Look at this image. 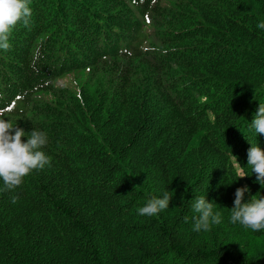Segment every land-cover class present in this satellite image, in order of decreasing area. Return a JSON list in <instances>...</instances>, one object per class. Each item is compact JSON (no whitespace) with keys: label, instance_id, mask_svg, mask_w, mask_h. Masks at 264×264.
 I'll return each instance as SVG.
<instances>
[{"label":"trees","instance_id":"trees-1","mask_svg":"<svg viewBox=\"0 0 264 264\" xmlns=\"http://www.w3.org/2000/svg\"><path fill=\"white\" fill-rule=\"evenodd\" d=\"M26 3L0 49V119L45 133L50 160L0 179V264H264L185 241L197 197L227 216L237 188L264 197L246 145L264 143V0Z\"/></svg>","mask_w":264,"mask_h":264},{"label":"clouds","instance_id":"clouds-1","mask_svg":"<svg viewBox=\"0 0 264 264\" xmlns=\"http://www.w3.org/2000/svg\"><path fill=\"white\" fill-rule=\"evenodd\" d=\"M30 16L31 10L26 0H0V49L7 50L10 47L9 30L21 20L27 25V18ZM258 27L264 28V23L259 24ZM251 124L259 135H264V104H260ZM25 135L23 129L13 127L11 122L0 119V179L3 180L6 189L19 186L22 179L32 170L42 169L49 163L50 158L40 150L47 143L46 134L33 130L28 134L27 142H23L22 137ZM247 155L248 167L256 174V182L264 184V150H261L258 144L251 145ZM237 174L239 179L248 176L238 162ZM246 193L250 194L247 186L236 189L230 222H239L254 231L264 229V197L258 193L248 202L242 203ZM15 200L16 197H13V203ZM171 200L169 192L165 191L163 198H151L138 210L139 214L156 215L161 210L167 209ZM213 206L214 203L207 202L205 196L197 197L192 202L193 211L198 214L193 217L194 231H207L210 223H220V213L214 214Z\"/></svg>","mask_w":264,"mask_h":264},{"label":"rangeland","instance_id":"rangeland-1","mask_svg":"<svg viewBox=\"0 0 264 264\" xmlns=\"http://www.w3.org/2000/svg\"><path fill=\"white\" fill-rule=\"evenodd\" d=\"M246 145L251 146L253 145V143L247 142ZM239 146H241V144H239ZM258 146L261 147V150H264V143ZM138 210L139 209L135 211L133 215L134 218L137 217V212L139 214ZM219 213H220V222L225 221V229L222 228L221 231L226 234L219 235L218 233L219 226L217 227V225L214 223H210V227L207 231L201 230L199 232L197 231L188 232L185 234V241H190L192 243L193 250L194 251L202 250V248L199 246V244L201 243H203L204 245L206 244L205 246L210 247L211 249L215 248L217 243H219L220 244L219 248L222 250L223 254L234 253V249L238 248V251L236 250V254L239 256V258H246V260L251 262H257L263 259L264 229H260L259 231H254L251 228L245 227L242 228L243 231L242 232L240 231L239 227L236 224H232V222L229 221L231 214L227 216L222 212ZM192 214L194 213L192 212ZM230 229L233 230V235L230 233ZM250 232L255 233L257 235V238L250 236Z\"/></svg>","mask_w":264,"mask_h":264}]
</instances>
